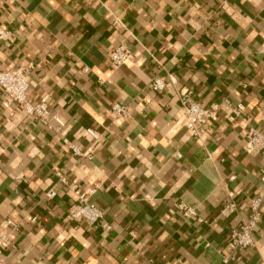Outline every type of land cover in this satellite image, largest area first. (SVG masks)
<instances>
[{"label": "crops", "instance_id": "crops-1", "mask_svg": "<svg viewBox=\"0 0 264 264\" xmlns=\"http://www.w3.org/2000/svg\"><path fill=\"white\" fill-rule=\"evenodd\" d=\"M0 26L12 32L0 69L31 63L28 99L46 97L63 123L46 127L0 88L3 262L223 264L230 230L264 195V154L243 149L249 127L264 129V0H0ZM120 43L134 58L115 68L108 55ZM168 74L174 84L151 89ZM181 89L218 105L202 139L185 128ZM224 99L243 109L230 113ZM95 185L108 231L62 218ZM228 192L236 209L223 216ZM179 201L204 222L183 218ZM254 239L228 264H264V201Z\"/></svg>", "mask_w": 264, "mask_h": 264}, {"label": "built area", "instance_id": "built-area-1", "mask_svg": "<svg viewBox=\"0 0 264 264\" xmlns=\"http://www.w3.org/2000/svg\"><path fill=\"white\" fill-rule=\"evenodd\" d=\"M12 37V32L0 26V40L8 41ZM109 61L115 68L121 67L134 58V53L127 47L126 44L120 43L109 51ZM32 68V64H20L12 69H0V88L5 93L7 101L18 104L22 111L28 115L33 116L38 122L46 127L59 131L62 127V121L53 115L47 106L46 97L41 98L39 101L32 103L28 99V83L26 80ZM175 83V79L171 74L166 77L155 76L150 82L151 89L155 91L167 90L172 84ZM181 107L183 109L184 125L189 131L192 137L202 139L208 132L209 121L216 120L218 105L212 104L209 107H204L200 102L195 100L190 90L181 89L178 94ZM224 104L229 108L230 113L238 115L243 109L241 104L232 105L230 101L224 99ZM112 112L120 117L126 118L129 116L130 111L127 105L119 102H115L111 106ZM52 120L57 122V125H52ZM86 132L97 138L98 134L92 129H86ZM69 149L74 155L89 156L79 146L69 143ZM244 151L247 153L258 152L264 154V129L258 130L253 127H249L245 142L243 145ZM60 182L67 184V179L64 175L59 174ZM230 180L234 179V176L229 177ZM261 182L264 184V174L260 176ZM73 188L74 185H69ZM98 185L83 190L76 200V202L68 206L62 213V218L67 222L85 221L90 226H95L108 231L111 228L109 222L104 219L102 210L91 200V195L96 191ZM46 198L53 200L56 196V192L49 189L45 193ZM229 200L221 207L220 214L223 216H229L236 209V204L232 200V192H228ZM264 201V195H257L251 197L248 201V213L244 221L238 227L232 228L229 232L228 238V253L223 256V264H228L232 260H236L238 254L248 248H251L255 244L254 232L257 224L261 219V207ZM178 210H180L183 218L193 220L197 223L204 222V218L199 215L197 210L183 201H179L176 204ZM8 224L15 228L16 225L8 221ZM7 240V234L0 236V245ZM0 264H5L0 256Z\"/></svg>", "mask_w": 264, "mask_h": 264}]
</instances>
